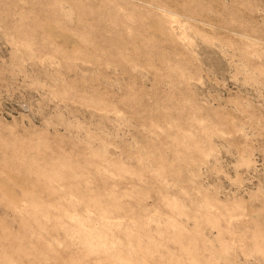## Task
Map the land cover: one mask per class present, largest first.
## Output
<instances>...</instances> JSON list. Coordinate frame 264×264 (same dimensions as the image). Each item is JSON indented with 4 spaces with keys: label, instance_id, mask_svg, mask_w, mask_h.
Returning <instances> with one entry per match:
<instances>
[{
    "label": "rangeland",
    "instance_id": "rangeland-1",
    "mask_svg": "<svg viewBox=\"0 0 264 264\" xmlns=\"http://www.w3.org/2000/svg\"><path fill=\"white\" fill-rule=\"evenodd\" d=\"M0 32V264H264V0H0Z\"/></svg>",
    "mask_w": 264,
    "mask_h": 264
},
{
    "label": "bare ground",
    "instance_id": "bare-ground-1",
    "mask_svg": "<svg viewBox=\"0 0 264 264\" xmlns=\"http://www.w3.org/2000/svg\"><path fill=\"white\" fill-rule=\"evenodd\" d=\"M1 38H2V34H1V32H0V40H1ZM101 234V233H100Z\"/></svg>",
    "mask_w": 264,
    "mask_h": 264
}]
</instances>
